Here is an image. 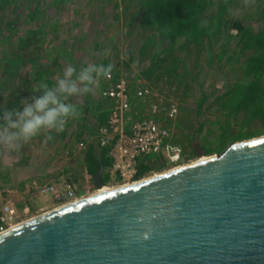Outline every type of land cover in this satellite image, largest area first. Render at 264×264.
Masks as SVG:
<instances>
[{
  "label": "rangeland",
  "instance_id": "obj_1",
  "mask_svg": "<svg viewBox=\"0 0 264 264\" xmlns=\"http://www.w3.org/2000/svg\"><path fill=\"white\" fill-rule=\"evenodd\" d=\"M232 1L220 36L209 41L202 51L195 48L180 50L184 60L177 76L181 75V79L164 74L165 65L160 66L157 61L151 60L160 51L158 45L141 55L146 38L144 30L139 27L130 28L129 18L132 12L125 0H13V7L17 6L16 12H13L12 7L7 10L4 13V23H12L14 27L10 30L5 25L0 26V57L11 55L12 45L1 44L4 35H15L14 38H17L29 32H37L41 46L32 42L20 54L33 58L39 54L50 67L61 50H65L66 56L61 58L59 66L49 70L50 80L54 83L69 65L80 67L110 62L116 79L135 90L134 115L141 118L154 117L169 126L173 141L183 143L184 149L178 147L183 152L185 165H189L200 159L198 153L204 152V139L215 131L218 135L209 141V146L217 145L220 134L218 127L224 125L225 118L221 117L220 105L216 99L224 95L240 77L239 67L235 62L240 51L234 41L227 46L229 37L237 33L233 27L240 23L253 31H264V0ZM227 48H230V52L224 54ZM234 52L236 56L229 62ZM154 65L158 67L153 72H148ZM32 72L29 65L21 66L20 70L13 73L0 71V113L10 107H20L21 101H30L41 92L33 80ZM102 88V82L99 81L93 93L72 98L81 114L78 119L69 120L63 137L60 136L61 133H52L57 136L49 140L48 133L42 132L23 144L19 151L9 150L0 144V188L4 191L0 193V209L8 202L14 203L18 209L27 206L31 218L57 209L59 205L54 195L42 193L49 182L54 183V187L64 196L70 190L79 199L98 192L92 180L85 176V157L89 146L96 145L97 138L99 141L98 125L92 107L101 100ZM145 91L151 93L146 101L138 99V93ZM18 95L21 98L16 102ZM204 96L208 100L200 109L199 104ZM111 106L109 104L108 108L112 112ZM153 106H157L161 113L151 111ZM172 108H177L178 115L168 122V112ZM203 123L206 124L205 129L198 134ZM217 123L220 125H216ZM241 124H232L230 139L240 132ZM253 129L264 130L254 124L247 132ZM94 131L96 136L92 133ZM261 137L264 136L254 139ZM235 143L237 142H229L226 149ZM220 154L216 152L214 156ZM187 155L192 158L187 160ZM144 163H148L153 172L142 179L175 169L167 163L165 156H148ZM46 203L47 206L44 205Z\"/></svg>",
  "mask_w": 264,
  "mask_h": 264
},
{
  "label": "water",
  "instance_id": "obj_2",
  "mask_svg": "<svg viewBox=\"0 0 264 264\" xmlns=\"http://www.w3.org/2000/svg\"><path fill=\"white\" fill-rule=\"evenodd\" d=\"M209 158L1 235L0 264H264V137Z\"/></svg>",
  "mask_w": 264,
  "mask_h": 264
},
{
  "label": "trees",
  "instance_id": "obj_3",
  "mask_svg": "<svg viewBox=\"0 0 264 264\" xmlns=\"http://www.w3.org/2000/svg\"><path fill=\"white\" fill-rule=\"evenodd\" d=\"M128 8L130 7L132 15L129 18L130 28L139 27L143 31L145 40L144 46L141 48V55H144L149 49L158 45L160 51L151 58L152 61H157L160 66L164 67V74H169L181 79V75L177 76L180 64L184 57L181 56L182 48H195L197 51H202L208 46V42L213 38H217L224 30L225 17L229 11L232 0H125ZM13 0H0V26L12 29V23H4V13L11 7L15 13L17 6L13 7ZM236 30L235 36H230L227 46H230L233 41L237 44V50L240 51L238 56L236 52L230 56L229 62L233 57L236 58V65L239 67L240 77L238 81L222 96L216 99L219 102L221 117L225 118L224 125H220L218 143L209 146V141L216 137L218 133L215 131L206 137L202 145V150L207 157L214 156L217 153H223L229 142H240L251 140L260 135L264 136V130H247L252 125L260 126L264 129V31H253L250 28L243 27L240 23H236L233 27ZM37 32H29L21 37L14 38L15 35H4L1 44L12 45L10 56L0 57V71L13 73L21 66L29 65L31 67L33 80L38 84L39 90L42 91V85L51 87L54 82L50 80L49 70L59 66L61 58L65 55V50H61L60 55L48 66L38 54V57H27L20 54V51L25 47L29 48L32 42L39 43ZM235 39V40H234ZM1 40V39H0ZM41 43H39L40 45ZM41 46V45H40ZM226 46V47H227ZM8 47V46H7ZM39 48V47H38ZM224 53L230 52V48ZM196 52V51H195ZM66 56V55H65ZM69 56V55H68ZM70 58V57H69ZM71 59V58H70ZM28 63V64H27ZM110 62L105 61L103 65L107 66ZM158 66L154 65L148 72H153ZM111 74H114L112 70ZM116 79V76H115ZM117 80V79H116ZM102 82L101 100L98 104L92 107V113L98 125V130L104 127L110 118L111 111L108 108L109 100L102 97V94L107 91L109 84H105L106 78L100 80ZM132 100H134V88L130 86ZM21 96L16 97V102L20 101ZM208 100L204 96L199 104L202 105ZM13 103H11L12 106ZM89 107V106H88ZM112 107V106H111ZM11 109V107H10ZM140 109V106L137 107ZM95 113H98L95 116ZM142 116V115H141ZM220 122V120H218ZM242 123L240 132L233 139H230V129L232 124ZM178 124V123H177ZM205 123L200 125L197 131L201 134L205 129ZM95 136V131L92 132ZM64 131L60 136L63 137ZM56 137V134H52ZM83 137L84 135L81 134ZM172 142L184 149L183 143ZM183 146V147H182ZM216 147V148H215ZM218 147V148H217ZM217 149V150H216ZM99 150V154L98 151ZM110 148H104L101 143L90 145L85 157V176L92 180L96 187L95 180L100 168L106 170L107 166L112 165V160L109 157ZM193 153V151H192ZM193 155H195L193 153ZM192 157L187 155V160ZM145 162V161H144ZM142 162L138 172V179L144 178L153 169L148 166V163ZM104 184H108V179L103 178ZM54 183L49 182L47 186L52 187ZM3 189L0 188V193ZM4 192V191H3ZM8 195V194H7Z\"/></svg>",
  "mask_w": 264,
  "mask_h": 264
},
{
  "label": "built area",
  "instance_id": "obj_4",
  "mask_svg": "<svg viewBox=\"0 0 264 264\" xmlns=\"http://www.w3.org/2000/svg\"><path fill=\"white\" fill-rule=\"evenodd\" d=\"M105 84H109V87L102 97L109 100L113 109L107 125L98 131V142L102 147L110 148L109 157L112 165L109 173L111 180L109 186L125 187L145 180L137 177L141 163L148 156L157 158L165 156L172 168L184 166L186 162L183 152L172 142V132L169 126L160 123L154 117L141 118L137 114L134 115L130 86L116 80L115 75L110 74ZM149 95L151 93L145 91L138 93L137 97L146 101ZM151 111L155 114L161 113L157 106H153ZM177 115V108L169 110L168 122L175 119ZM42 193L54 195L59 205L57 209L81 200L73 190L65 196L61 195L54 185L46 186ZM38 217L31 218V212L27 206L18 209L14 203L8 202L0 209V236Z\"/></svg>",
  "mask_w": 264,
  "mask_h": 264
},
{
  "label": "clouds",
  "instance_id": "obj_5",
  "mask_svg": "<svg viewBox=\"0 0 264 264\" xmlns=\"http://www.w3.org/2000/svg\"><path fill=\"white\" fill-rule=\"evenodd\" d=\"M112 70L110 64L67 66L54 85H42V91L30 101L23 100L20 107L0 113V144L19 151L42 132H47V138L52 140V133L63 132L69 120L78 119L81 114L72 98L93 93L99 81L109 78Z\"/></svg>",
  "mask_w": 264,
  "mask_h": 264
},
{
  "label": "bare ground",
  "instance_id": "obj_6",
  "mask_svg": "<svg viewBox=\"0 0 264 264\" xmlns=\"http://www.w3.org/2000/svg\"><path fill=\"white\" fill-rule=\"evenodd\" d=\"M209 159H210L209 157H205V156H203V157H200V159H199L197 162L193 163V164L202 163V162H205V161H207V160H209ZM193 164H189V165H193ZM185 166H188V165H184V166H181V167L175 168V169H173V171L176 170V169L183 168V167H185ZM112 189H113V188L103 187L102 189H100V190L97 192V195H98V194H104V193H106V192L111 191Z\"/></svg>",
  "mask_w": 264,
  "mask_h": 264
},
{
  "label": "crops",
  "instance_id": "obj_7",
  "mask_svg": "<svg viewBox=\"0 0 264 264\" xmlns=\"http://www.w3.org/2000/svg\"><path fill=\"white\" fill-rule=\"evenodd\" d=\"M143 116V115H142ZM98 151V154H99V150ZM110 168H111V165L109 164L106 168V170L104 171V174H103V178H106L108 179V183H111V180H110V176H109V173H110ZM89 178V177H87ZM48 203L44 204L47 206ZM43 206V205H42ZM23 208V207H22Z\"/></svg>",
  "mask_w": 264,
  "mask_h": 264
}]
</instances>
